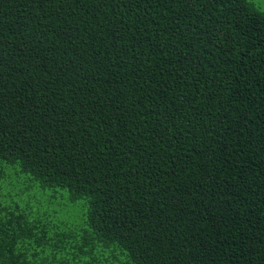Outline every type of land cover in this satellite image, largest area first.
<instances>
[{
	"label": "trees",
	"instance_id": "16d2710c",
	"mask_svg": "<svg viewBox=\"0 0 264 264\" xmlns=\"http://www.w3.org/2000/svg\"><path fill=\"white\" fill-rule=\"evenodd\" d=\"M0 264H264V14L0 0Z\"/></svg>",
	"mask_w": 264,
	"mask_h": 264
},
{
	"label": "rangeland",
	"instance_id": "374dc122",
	"mask_svg": "<svg viewBox=\"0 0 264 264\" xmlns=\"http://www.w3.org/2000/svg\"><path fill=\"white\" fill-rule=\"evenodd\" d=\"M255 7L264 14V0H249Z\"/></svg>",
	"mask_w": 264,
	"mask_h": 264
}]
</instances>
